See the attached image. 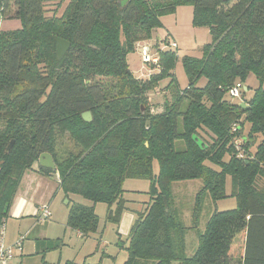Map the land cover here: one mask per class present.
<instances>
[{"label":"trees","instance_id":"trees-1","mask_svg":"<svg viewBox=\"0 0 264 264\" xmlns=\"http://www.w3.org/2000/svg\"><path fill=\"white\" fill-rule=\"evenodd\" d=\"M243 1L228 8L230 0H70L61 15H47L46 0H0L3 18L14 10L11 17L21 22L0 29V231L24 174L36 171L58 176L71 200L68 224L84 237L98 231V202L108 205L107 220L116 225L128 202L146 206L128 233L124 264H231L239 235L242 264H264V0ZM184 4L193 6L194 24L212 35L203 57L183 59L188 86L176 87L173 49L160 53L148 79L136 77L127 55ZM57 38L71 42L61 60ZM251 73L259 86L247 99ZM240 82L234 98L229 90ZM172 87L163 110L153 113L150 93ZM65 137L74 149L59 157ZM179 141L183 150L176 149ZM42 153L53 156L55 169L40 165ZM131 179L148 180V195L133 200L125 188ZM193 179L203 184L188 226L173 183ZM227 198H235V207L208 216L188 255L186 235L198 228L206 201ZM59 245L49 239V249Z\"/></svg>","mask_w":264,"mask_h":264},{"label":"rangeland","instance_id":"rangeland-1","mask_svg":"<svg viewBox=\"0 0 264 264\" xmlns=\"http://www.w3.org/2000/svg\"><path fill=\"white\" fill-rule=\"evenodd\" d=\"M70 0H46V14L47 15H61L69 3ZM244 4L243 0H240ZM239 0H230L228 8H239L234 5L238 4ZM14 10L11 14L3 18L0 29H16L21 26V22L18 19H13ZM5 20V21H4ZM159 38V39H158ZM212 35L210 30L206 26L195 25L193 21V6L190 4H184L177 7L174 12L167 13L161 17V24L153 29L152 37L142 42L140 47L127 55V61L129 68L136 77L143 80L148 79L150 74L155 73L157 69L152 68L150 62H146L141 55V46H151L150 53L152 55H159L161 50L169 52L170 42L176 41L178 48L176 52L178 59L175 67L172 69L173 74L176 77V87L183 90L189 84V78L184 66V57H196L201 58L204 56V49L206 44L210 43ZM151 72V73H150ZM170 82V78L166 79V83ZM206 83V79L202 78L199 82V86H203ZM259 86V81L256 76L251 73L248 76L245 87V98L250 99L255 90ZM175 87L171 89H158L150 93L152 100V112L157 113L163 110L165 101L171 99L172 94L175 92ZM92 114V113H91ZM93 119V118H92ZM150 124V122H149ZM259 136V135H258ZM262 136L257 138L254 143V147L260 142ZM74 149L72 141L67 137L61 139L58 142V154L59 157L65 154L66 151ZM176 149L183 150L184 144L179 141L176 144ZM243 152V151H241ZM49 178V182L54 185L56 182L53 178ZM203 184L202 179L182 180L175 181L173 183V191L175 196L176 207L182 213V220L188 226L192 225V209L194 205V199L196 193ZM228 193L230 194V183H228ZM125 188H127L131 195H148L149 182L146 179H131L126 181ZM136 191V192H134ZM139 191V192H138ZM76 201L92 205L91 201L78 196ZM68 199L62 195H57L51 200L41 205H48L51 211V217L49 220L41 222L39 218H29L25 223L20 225L23 232L28 229H32L31 236L26 241L24 240L23 251L25 255L24 264H62L64 260L68 258H76V260H82L84 255L91 250L95 249L97 241L94 239L80 238L75 230H73L68 224L70 204L67 203ZM50 203V204H49ZM235 198H227L218 200L216 202L208 199L205 203L204 212L200 219L198 228L190 229L186 235L187 239V254L190 255L194 252L198 245V233L205 228V223L208 216L216 210H225L235 207ZM138 208H146L138 206ZM96 212L99 215L100 223L99 230L104 232V238L108 239L109 251L113 253V258H109L107 255L103 256L102 264H123L128 257V251L122 245H128L127 236L122 235V239L119 241L118 229L126 231L129 220L128 217L120 222L119 225L113 224L107 220L108 205L104 202H98L95 206ZM142 209V210H143ZM131 214L130 212H128ZM122 223V225H121ZM17 222L14 219H6L5 239L8 241V236L11 237L17 228ZM121 226V227H120ZM119 229V232H120ZM124 235L125 232H123ZM45 238V240H59L60 245L43 251L42 247H38L36 239ZM243 236L239 235L234 239L232 245L231 264H242L244 254V241ZM123 242V243H122ZM103 254L99 250L94 254L93 258L88 261L100 260ZM83 257V258H82ZM21 261V257H19ZM173 264H178L174 262Z\"/></svg>","mask_w":264,"mask_h":264},{"label":"crops","instance_id":"crops-1","mask_svg":"<svg viewBox=\"0 0 264 264\" xmlns=\"http://www.w3.org/2000/svg\"><path fill=\"white\" fill-rule=\"evenodd\" d=\"M5 21V20H4ZM58 176H56L55 178H53L56 182L54 183V185H52L49 182V178L45 175H43L40 172H36V171H27L20 183L19 189L17 191L16 197L14 199V202L10 208V215L9 218L14 219L17 222V228L15 229L13 235L11 237L8 236V242L9 243H13L16 239H18V237L22 234L26 235V239H25V243L26 241L29 239V237L31 236V233L33 232V230L30 228L27 231L23 232L22 229L20 228V225H22L23 223H25L26 221H29L27 219L29 218H37V208L41 206V204L46 203L47 201H49V199L51 200L52 198L56 197L57 195H62L64 198L68 199L59 189V181L57 180ZM78 196H71V198L73 200L76 201ZM134 199L133 200H137L138 199V195L132 196ZM89 201V200H88ZM71 200L68 199V204H70ZM50 204V203H49ZM138 206H142V204H138L137 202H128V209L124 212L123 216H122V220H124L128 217L129 220V224L128 227L125 230L118 229V238L119 241L124 237V236H128V233L130 231V228L135 220V217L138 213L139 210H141V208H138ZM128 212H130L131 214H129ZM49 220V218L47 219ZM47 220H38L41 222L47 221ZM100 223V222H99ZM122 225V223H121ZM121 227V226H120ZM75 230V229H73ZM78 234V236L80 238L83 239H94L97 241L95 249H91L89 250L86 255H84V258L82 260H76V258H68L66 260L63 261L62 264H64L66 261L68 260H73L75 262H79V263H83V262H89V263H101L103 261V256H108L109 258H113V253H111L109 251V242L108 239L104 238V232H102L99 230L92 235H90L89 237H84L83 235H81V232H79L78 230H75ZM123 232H125L126 235L123 234ZM123 235V237H122ZM44 237L42 238H38L36 239V243L38 245V247H42L43 251L48 250L49 249V240H45ZM123 247L126 248L125 244L122 245ZM99 250L100 253H102L103 255L100 256L101 259L100 260H96V261H88L91 260L94 256V254ZM21 257V263L24 264V260H25V255H24V251L22 252ZM125 262V261H124ZM124 264V263H123Z\"/></svg>","mask_w":264,"mask_h":264},{"label":"built area","instance_id":"built-area-1","mask_svg":"<svg viewBox=\"0 0 264 264\" xmlns=\"http://www.w3.org/2000/svg\"><path fill=\"white\" fill-rule=\"evenodd\" d=\"M170 48L176 50L178 48V43L176 41L170 42ZM140 47V46H139ZM151 46L142 45L141 46V55L145 59L146 62H150L151 64H156L159 60V55H152L150 53ZM163 50H161L162 52ZM243 84L237 83L233 86L229 93L234 98H239L241 96V88ZM37 216L40 220H46L51 217V211L48 205H41L37 208ZM5 229L6 224H4L0 231V264H22L19 260V257L23 252V244L26 239V235L22 234L16 239L13 243H9L5 239Z\"/></svg>","mask_w":264,"mask_h":264},{"label":"water","instance_id":"water-1","mask_svg":"<svg viewBox=\"0 0 264 264\" xmlns=\"http://www.w3.org/2000/svg\"><path fill=\"white\" fill-rule=\"evenodd\" d=\"M125 1H126L125 3H127L130 0H125ZM2 20H3V14H2V11L0 10V26H1ZM56 43H57L56 45L57 57L59 60H61L65 56V54L68 52V50L70 49L71 42H69L68 40L62 39V38H57ZM247 90L248 88L246 87L245 91ZM82 116L84 120L88 122L92 120V114L90 111L84 112ZM193 139L196 140V143L200 148L204 147V141L201 138H199L197 135L194 134ZM13 144H14V141H12L9 144L7 148V152H10L11 148L13 147ZM39 162L42 167L55 169V161H54L53 156L50 153H42L40 155Z\"/></svg>","mask_w":264,"mask_h":264},{"label":"flooded vegetation","instance_id":"flooded-vegetation-1","mask_svg":"<svg viewBox=\"0 0 264 264\" xmlns=\"http://www.w3.org/2000/svg\"><path fill=\"white\" fill-rule=\"evenodd\" d=\"M244 88H246V87H244Z\"/></svg>","mask_w":264,"mask_h":264}]
</instances>
